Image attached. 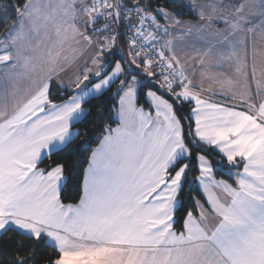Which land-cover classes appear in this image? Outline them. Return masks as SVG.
<instances>
[{
	"label": "snow or ice",
	"instance_id": "snow-or-ice-1",
	"mask_svg": "<svg viewBox=\"0 0 264 264\" xmlns=\"http://www.w3.org/2000/svg\"><path fill=\"white\" fill-rule=\"evenodd\" d=\"M190 8L0 0V264H264V0Z\"/></svg>",
	"mask_w": 264,
	"mask_h": 264
},
{
	"label": "crops",
	"instance_id": "crops-1",
	"mask_svg": "<svg viewBox=\"0 0 264 264\" xmlns=\"http://www.w3.org/2000/svg\"><path fill=\"white\" fill-rule=\"evenodd\" d=\"M175 2L180 8L190 11L192 13V15L194 16L193 19H180L176 16V19H178L180 21V23H182V24L199 23V17L197 15V13L192 11L190 8L192 0H175ZM181 3L184 5L183 7L181 6ZM160 23H163V20H161ZM221 27H222V25H221ZM181 31H185V30H182L178 27L176 28V34H177L176 52H177V55H179L181 62L184 63L187 71L191 73L194 69L200 68V65L194 64L193 60H194V55H195V49L200 48L202 46V43H201V41H199L196 38L195 34L188 35L186 33L181 38L179 36V33ZM0 37H2V36H0ZM222 67H223V70L225 72H231V69L228 67V65L225 64ZM195 80L197 83L201 82L199 71H196V73H195ZM27 85H28V81L26 79H21L18 83L14 84L13 82H10L6 78H0V96H3L5 94L11 92L14 87H20L21 89H23V88L27 87ZM203 85H204L205 89H216L218 91L217 86L215 84L209 83L208 80H206V79L203 81ZM253 91H255L254 88H253Z\"/></svg>",
	"mask_w": 264,
	"mask_h": 264
},
{
	"label": "trees",
	"instance_id": "trees-1",
	"mask_svg": "<svg viewBox=\"0 0 264 264\" xmlns=\"http://www.w3.org/2000/svg\"><path fill=\"white\" fill-rule=\"evenodd\" d=\"M25 2H26V0H19V3H21V4H23ZM152 4H153L154 8L166 6L169 11L178 14L177 17L180 19H193L194 18V16L192 15V13L190 11L180 8L176 4V2H174V0H152ZM14 16H15V12L13 10V17ZM9 23H14V19L10 20ZM3 31H4V26H3V24H0V36H2ZM108 106L111 107V102H109ZM88 127H91V124H89ZM97 135H98V133H97ZM189 179H192V177L190 176ZM186 188H187V186H186ZM73 197H74V191H69L66 194V198H65L66 202H72ZM76 199H78V197ZM175 230L177 232H180L182 229H181V227L177 226V228ZM3 239H7V236H5ZM14 255H16V253L14 251H12L10 248H8V246H3L2 241H0V261L6 262ZM38 258H42V256L38 257Z\"/></svg>",
	"mask_w": 264,
	"mask_h": 264
},
{
	"label": "rangeland",
	"instance_id": "rangeland-1",
	"mask_svg": "<svg viewBox=\"0 0 264 264\" xmlns=\"http://www.w3.org/2000/svg\"><path fill=\"white\" fill-rule=\"evenodd\" d=\"M174 31L176 32V28L174 29Z\"/></svg>",
	"mask_w": 264,
	"mask_h": 264
}]
</instances>
